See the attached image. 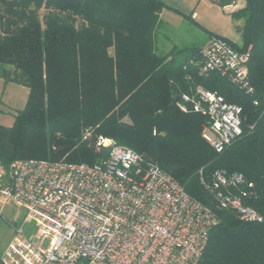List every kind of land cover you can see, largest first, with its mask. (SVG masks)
<instances>
[{"label":"trees","instance_id":"1","mask_svg":"<svg viewBox=\"0 0 264 264\" xmlns=\"http://www.w3.org/2000/svg\"><path fill=\"white\" fill-rule=\"evenodd\" d=\"M242 1L231 13L243 20L242 46L231 45L251 46L249 91L217 73L199 76L188 65L199 46L158 48L162 0H0V78L28 89L13 126L0 125L4 177L16 159L97 163L108 150L98 140L108 139L215 217L197 264H264V0ZM195 85L241 107V134L221 153L202 138L207 117L176 106ZM216 172L251 184L244 201L261 222L219 205Z\"/></svg>","mask_w":264,"mask_h":264},{"label":"built area","instance_id":"2","mask_svg":"<svg viewBox=\"0 0 264 264\" xmlns=\"http://www.w3.org/2000/svg\"><path fill=\"white\" fill-rule=\"evenodd\" d=\"M210 1L225 9L239 0ZM250 50L237 51L227 39L214 37L188 65L199 76L217 73L249 91ZM176 106L207 117L202 138L217 153L241 134V107L201 85L181 94ZM97 145L108 150L94 164L19 159L6 178L0 173V211L11 201L36 227L30 236L18 231L1 263L197 264L216 222L212 213L157 166L143 165L133 150L103 138ZM250 186L240 176L214 175L219 205L244 222H261L244 201Z\"/></svg>","mask_w":264,"mask_h":264},{"label":"rangeland","instance_id":"3","mask_svg":"<svg viewBox=\"0 0 264 264\" xmlns=\"http://www.w3.org/2000/svg\"><path fill=\"white\" fill-rule=\"evenodd\" d=\"M170 9L177 8L180 11L190 14L194 13L207 30H177L190 40L203 41L208 38V33L221 36L230 43L242 46L241 28L243 20L236 19L227 13H233L239 6L227 7L223 11L214 5L210 0H164ZM172 9V10H173ZM239 9V8H238ZM232 11V12H231ZM212 39V38H211ZM162 40V38H161ZM28 96V89L15 83H5L0 78V125L6 128L13 126L14 116L23 109ZM19 160V159H16ZM15 161V160H14ZM12 164V163H11ZM10 167V166H9ZM9 170V169H8ZM2 177L4 172L0 169ZM36 227L32 220L27 219L26 211L13 204L11 201L3 203L0 211V258L2 257L7 244L18 236V231L25 236L35 233ZM42 248L47 247V241L39 243Z\"/></svg>","mask_w":264,"mask_h":264},{"label":"crops","instance_id":"4","mask_svg":"<svg viewBox=\"0 0 264 264\" xmlns=\"http://www.w3.org/2000/svg\"><path fill=\"white\" fill-rule=\"evenodd\" d=\"M162 1L167 7H169V5H167L164 0ZM237 6H239L238 8H241L243 6V1L239 0ZM169 8L162 10L159 14L161 32L158 36L159 39L156 41L159 49L167 52L172 47H202L208 43L209 37L207 39H204L203 41H197L194 39L190 40L185 35H181L177 32V30H190L195 33L196 30H201L199 26L207 30L206 28H204L197 15H195L194 13L186 14L175 7L174 9L172 8L173 10ZM221 9L225 11L223 8ZM227 14L231 16V14ZM160 36L163 40H161Z\"/></svg>","mask_w":264,"mask_h":264}]
</instances>
